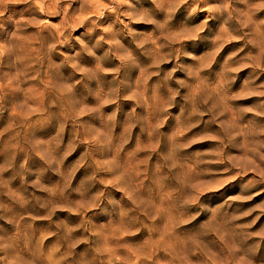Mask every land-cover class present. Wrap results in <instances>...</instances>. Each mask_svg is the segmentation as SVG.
Segmentation results:
<instances>
[{
  "label": "clouds",
  "instance_id": "1",
  "mask_svg": "<svg viewBox=\"0 0 264 264\" xmlns=\"http://www.w3.org/2000/svg\"><path fill=\"white\" fill-rule=\"evenodd\" d=\"M261 76L264 0H0V264H264Z\"/></svg>",
  "mask_w": 264,
  "mask_h": 264
},
{
  "label": "rangeland",
  "instance_id": "2",
  "mask_svg": "<svg viewBox=\"0 0 264 264\" xmlns=\"http://www.w3.org/2000/svg\"><path fill=\"white\" fill-rule=\"evenodd\" d=\"M181 15H183V13H181ZM201 15H207L206 13H201ZM213 27H215V24L213 23ZM235 45H231L229 46L228 49L225 50V53H227L228 51H230L232 48H234ZM221 59H223V57H221ZM248 75L247 72L245 73H241L240 75V80H243L245 78V76ZM261 80H264V76H261ZM235 87L239 88L240 87V81H237L235 84ZM256 98H252L249 100H245V101H241L240 103L243 104H252L255 101ZM207 119V118H205ZM199 131V129H194L193 132H197ZM193 133H189V135H192ZM213 142L211 141H206L204 143L198 144V145H194L193 149H189V151H193L195 149H206L209 148L212 145ZM217 167H221V166H217ZM264 186L258 185L257 188H262ZM239 190V185L238 184H233L231 186H229L224 192H222L221 194H219L215 199L217 201H222L227 195L233 194L235 192H237ZM257 201H264V192L261 193L260 196L256 197L255 200H253L252 202H250L251 204H255ZM255 215H257L256 213L253 214V217H249L248 219L251 220L255 217ZM261 225H264V215H261L260 220L257 222L256 227H259Z\"/></svg>",
  "mask_w": 264,
  "mask_h": 264
}]
</instances>
